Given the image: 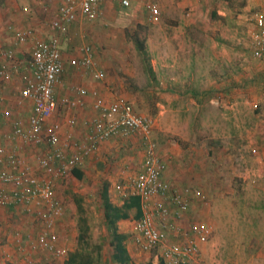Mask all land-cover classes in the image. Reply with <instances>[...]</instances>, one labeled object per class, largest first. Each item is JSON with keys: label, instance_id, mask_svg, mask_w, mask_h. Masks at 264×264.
Masks as SVG:
<instances>
[{"label": "rangeland", "instance_id": "obj_1", "mask_svg": "<svg viewBox=\"0 0 264 264\" xmlns=\"http://www.w3.org/2000/svg\"><path fill=\"white\" fill-rule=\"evenodd\" d=\"M56 3L0 0V43L14 48L16 56L28 57L30 45L13 46L12 34L30 27L40 39H47ZM148 5L161 12L156 24L146 20ZM262 10L264 0H129L126 8L120 0H104L95 21L76 23L82 35L92 38H84L82 45L92 46L106 69L107 91L125 98L137 114L153 121L152 139L171 169L165 181L177 190L200 192L202 200L191 203L183 224L203 222L211 230L208 242L200 247L201 264H264V64L251 57L248 45L254 30L252 18ZM190 26L192 36L186 40L183 33ZM135 30L147 36L154 80L145 72L130 39ZM189 61L192 88L164 87L173 73L183 82ZM20 88L17 74L10 82L0 81V96L14 107ZM64 92L59 89L57 98ZM194 92H199L198 98L193 97ZM15 111L27 114L29 106ZM84 114L60 108L54 119L61 117L64 123L75 117V128L83 130ZM22 119L27 120V115ZM135 139L104 144L92 156L96 162L87 159L88 163L80 166L82 179L69 174L61 182L56 197L64 207L60 229L69 254L84 248L99 264H114L100 192L107 184L111 201L120 204L119 191L141 167L142 150L138 147L142 143ZM25 149L29 157L46 151ZM96 163H102L103 168ZM77 199L82 209L77 208ZM82 218L87 236L79 243ZM133 221H127L125 229L135 243L138 235ZM22 224L17 218L0 216V231L4 229L0 240L6 242L12 232L24 227ZM141 255L132 263L159 264L157 254L142 251Z\"/></svg>", "mask_w": 264, "mask_h": 264}, {"label": "built area", "instance_id": "obj_2", "mask_svg": "<svg viewBox=\"0 0 264 264\" xmlns=\"http://www.w3.org/2000/svg\"><path fill=\"white\" fill-rule=\"evenodd\" d=\"M103 1L60 0L50 21L47 39H40L33 28L15 32L11 40L13 46L30 45L26 58L16 56L14 48H5L0 43V80L7 83L18 74L21 88L15 104L17 107L27 102L32 104V112L25 121L22 117L12 118L8 108L0 112L2 119L10 120L7 133L3 132L0 121V209L12 207L16 213L31 218L30 234L13 237L16 257L23 264H50L67 259L69 252L60 229L64 207L55 196L57 182H62L73 168L94 156L104 143L133 137L144 146L141 170L128 187L131 194L140 197L142 210L141 218L134 221L136 243L142 251L157 254L162 264H201L200 247L208 242L211 230L203 222L184 226L183 218L191 210V203L202 200V196L198 190L194 194V190L188 188L183 192L171 190L162 180L166 168L152 139L153 121L135 113L121 96L106 97L97 88L62 82L65 61L61 36L68 33L69 25L78 18L95 21ZM120 4L126 8L129 0H120ZM146 14L148 23L160 21L157 6L148 5ZM252 22L250 55L264 64V10L256 13ZM69 65L95 82H104L107 77L106 71L94 61L89 45H82L79 56L71 58ZM60 85L66 94L57 98ZM88 98L93 117L83 122L82 138L69 133L62 140V128H74L77 119L69 117L61 123L54 119L56 112L60 108L85 109ZM3 103L0 96V105ZM26 146L46 151L28 162L20 155ZM125 189L121 191L124 193ZM169 235L173 241H169Z\"/></svg>", "mask_w": 264, "mask_h": 264}, {"label": "crops", "instance_id": "obj_3", "mask_svg": "<svg viewBox=\"0 0 264 264\" xmlns=\"http://www.w3.org/2000/svg\"><path fill=\"white\" fill-rule=\"evenodd\" d=\"M59 4H60V0H57L56 6H55L56 9H57V6ZM100 5H101V3L99 4V9H100ZM56 9H54V14H55V10ZM54 14H53V16H54ZM17 19H16V21H18V23H19L20 22V19L19 18H17ZM81 20H83V19L78 18V20L76 22L70 24L69 27H68V33L65 36H61L62 57H63V59L65 61V69H64L63 75H62V82L65 85H68V83H79L80 82L83 86L85 85L88 88H97L101 92V94L103 96L109 97L110 96V93H109V91H107L108 89L105 88V84H108L107 77H106V79H105L104 82H95V81L91 80V77L90 76L85 75V74H81V72L77 71V69H74V68H72L69 65V61H70L71 58H74V57L79 56V49L81 48V45L83 44L84 38H85V40H87V39L92 40L91 37H89V36L88 37H85L84 35L81 34V32H80L81 26L78 25V24H76L77 22H79ZM12 21H14V20H12ZM29 21H31V19H29ZM83 21H85L86 23H90V22H88L86 20H83ZM188 25L189 24H187V26ZM28 28H30V27H28ZM192 29L193 28L190 26L188 30L184 31L183 35H184V37H185L186 40L187 39H190V37H188L189 35L192 36V33L190 32ZM14 33L12 34L11 40L13 38ZM95 36L96 35H93V38ZM80 43H81V45H80ZM26 44H28V43H26ZM4 47L7 48L9 46H4ZM91 54L93 56L94 61L97 63V66H99L101 69H103V70L106 71V69L104 68L103 64H101V62L98 61V59H97V57L95 55V50L93 49L92 46H91ZM17 56L23 58V55L21 53H19ZM190 63H191V61L188 62V71L187 70H184V72L187 73V77L183 80V82H181L180 78L177 80L174 77L175 74L173 73V76L170 75L169 80L165 81V84H163V86L164 87H168L170 89H174V88L175 89H178V88H181L182 86L186 87L187 88L186 90H189L190 88H192V85H193V81L194 80H193L192 74H191V72H192V66H191ZM183 66H185V63H184ZM152 67L154 69V66H152ZM169 73H171V72H169ZM59 89H60V91L61 90L65 91V88L62 87L61 85L59 86L58 90ZM64 93L66 94V92H64ZM87 102H88L87 108L80 110L82 112H85L84 117H83V118L86 119L85 121H89L93 117V112H92V109L90 108L91 99L88 98L87 99ZM12 104L14 105V102ZM27 104L29 106V111H28L27 114L24 113V112H21V111H19V112H16L15 111V108L16 109L17 108H20L21 109V108H23ZM24 106L23 107H17V106L14 105V107H15L14 108L11 104H9V102H4L2 105H0V112L4 108H8L11 111L12 116H14V117H22L23 116V118H25L26 115H27V118H28V116L32 112V104L30 102L29 103L27 102V103L24 104ZM13 109H14V111H13ZM23 110H25V109H23ZM1 120H2V122H1L2 130H3L4 133H7L10 130V120H6L5 121L4 119L1 118V115H0V121ZM56 120L58 122L63 123V118H61V117L56 118ZM65 128L66 127H64V129L62 128V130L64 131ZM65 132H66V134L67 133L68 134L71 133L72 135L74 134V136L77 137V138H82V135L84 133V130H82L81 126L76 127V128L75 127L74 128L67 127V129L65 130ZM65 132H63L62 135H61V139L62 140H64V138H66V136H64V133ZM133 139L136 140L133 137L132 138H129L128 140L129 141H132ZM114 141H116V140L109 141V142H106L104 144H107V143H110V142H114ZM103 145H101V147L99 148L98 152L100 151V149L102 148ZM21 150H22V148H21ZM138 150L139 151L142 150V156H141V162H140L141 165H142L143 154H144V147L143 146H139L138 147ZM20 155L23 156L28 162H32L35 159V157H33L32 155L30 157L28 156L27 149H25V148H23V150L20 151ZM91 158L93 159L94 157H91ZM91 158H87L88 161H89V159H90V161H93V162H96L97 161L95 158L93 160ZM87 159H85L82 162V165H83V163H88ZM96 164L99 165V163H96ZM139 167H140V165H139ZM138 170H139V168H138ZM138 170H137V172H138ZM170 172H171L170 166L169 167L167 166V169L164 172L162 179H164V180L167 181V177H169ZM60 184H62L61 181L57 182V186H56V190H55V196H57V192L56 191L61 186ZM128 184H129V180L126 183H124L125 187H123L122 189L126 188V190H127L128 187H129ZM124 197L122 196L121 198H124ZM110 198H111V196H110ZM121 204H122V202H120V204H117V205L120 206ZM17 214H19V215H17ZM2 215H6L9 218L10 217L11 218H14V219L17 218L20 221L22 220V223L25 224L23 228H20L18 231H14L12 233H17V232L20 233L21 231H27V235L30 234V232L32 230L31 225H29L30 222H31V218L30 217H28L27 215H24L22 213L21 214L20 213H16L14 211V209L11 208V207H8L6 209H0V216H2ZM130 220H134V219H128V220H121V221H119L118 222V229H119V232L122 233L126 237L125 246H126V248L128 250V253H129V256L131 258V261H133V259L137 258V256H139V257L142 258V255H141L142 254V251H141L140 247L138 246V244L136 242L135 243L137 244V246L135 245V243H134L135 240L134 241L131 240L132 238L129 237L128 234H127V231L128 230L125 229V226L127 225L126 222L127 221H130ZM61 222H60V225H61ZM17 228H19V227H17ZM3 230H1L0 232H2ZM133 230H134V221H133ZM134 232L136 234V231L135 230H134ZM21 234H22V232H21ZM66 236H68V235L66 234ZM13 237L14 236H8L7 237L8 240H6V242H4L3 240H0V264H23V263H21L19 261L18 257H16L17 255L15 253V248H14V245H13ZM8 255H10L9 258L7 257ZM144 257H147V255H145ZM158 263L160 264V262H158ZM153 264H157V263H153Z\"/></svg>", "mask_w": 264, "mask_h": 264}, {"label": "trees", "instance_id": "obj_4", "mask_svg": "<svg viewBox=\"0 0 264 264\" xmlns=\"http://www.w3.org/2000/svg\"><path fill=\"white\" fill-rule=\"evenodd\" d=\"M138 27H141V26H138ZM144 35L145 36H143L139 30H135L130 35V39L133 42L138 54L141 56L142 62L144 64L145 72L147 73L150 79L154 80V76H155L154 69L150 62L149 53H148L147 45H146L147 36L146 34ZM198 95H199V92H194L193 97L198 98ZM159 157L161 158V160L163 161L165 165V168L167 169V166H168L167 162L160 155ZM98 166L100 169L103 168L102 163H99ZM79 168L80 167H75L70 172V174L78 180L82 179L83 177L82 171ZM140 170H141V167L139 168L138 172ZM164 172H162V174H164ZM130 180H132V178ZM130 180H129V184H130ZM162 180L164 181V183L169 189L171 190L176 189L174 187H171V185L167 183L164 179ZM183 189H179V190L183 192ZM119 192L121 193V196L123 197L125 196L124 198L121 199L122 204L120 206L112 203L110 199V195H109V186L107 184H103L101 188V192H100L101 206L103 209V219H104L103 222H104L105 230L110 236L109 246L111 248L112 262L114 264H133L129 256L128 250L125 246L126 237L122 233L119 232L118 222L121 220H128V219L138 220L141 218L142 210H141V204H140V197L131 194L130 189H127V190L125 189L124 193L122 191H119ZM75 201H76L77 208L82 209L79 206V200L77 199ZM131 212H133V214ZM81 221L83 223V226H79V230H80L79 235H78L79 243H83L87 236L86 229L83 228L86 226L85 221L83 220V218L81 219ZM21 232H22L23 237L27 235V231H21ZM21 232L12 233V236L21 234ZM168 238H169V241L174 240V238L171 235H169ZM63 264H99V262L98 260H95L93 258V255L90 252L82 248L79 251L69 254L67 259L63 261ZM160 264H162V262H160Z\"/></svg>", "mask_w": 264, "mask_h": 264}, {"label": "clouds", "instance_id": "obj_5", "mask_svg": "<svg viewBox=\"0 0 264 264\" xmlns=\"http://www.w3.org/2000/svg\"><path fill=\"white\" fill-rule=\"evenodd\" d=\"M135 221V220H134ZM160 262V261H159Z\"/></svg>", "mask_w": 264, "mask_h": 264}]
</instances>
